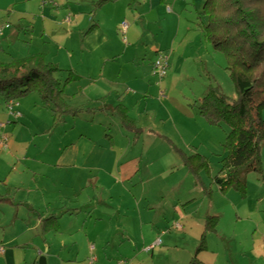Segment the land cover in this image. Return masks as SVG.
Wrapping results in <instances>:
<instances>
[{
	"label": "crops",
	"instance_id": "0c3cea01",
	"mask_svg": "<svg viewBox=\"0 0 264 264\" xmlns=\"http://www.w3.org/2000/svg\"><path fill=\"white\" fill-rule=\"evenodd\" d=\"M95 1H67V11L53 2L0 35L10 44L27 38L9 61L42 53L58 67L54 77L73 110L57 115L30 94L17 100L16 117L0 98V135L7 139L0 145V264H37L41 257L45 264H85L91 255L96 264H264L262 198L253 210L227 201L233 212L212 200L200 213L199 189L155 169L177 157L169 147L195 151L198 128L207 129L198 111L185 123L169 106L172 95L160 92L184 54L162 25L176 2L115 0L94 9ZM159 53L171 68L161 82L151 74ZM119 105L138 133L150 131L160 144L124 128ZM186 131L195 135L188 139ZM208 217L218 224L197 251Z\"/></svg>",
	"mask_w": 264,
	"mask_h": 264
},
{
	"label": "trees",
	"instance_id": "16d2710c",
	"mask_svg": "<svg viewBox=\"0 0 264 264\" xmlns=\"http://www.w3.org/2000/svg\"><path fill=\"white\" fill-rule=\"evenodd\" d=\"M115 0H96L94 9ZM131 4L134 0H128ZM200 15L206 18L202 37L215 51L223 54L226 70L236 89L229 99L216 87H210L199 100L200 116L210 125L229 127L223 143L217 175L210 178L221 194L232 189L246 194V176L261 175L260 150L264 143V0H205ZM59 71L42 53L9 62L0 61V98L5 103L37 94L43 106L62 115L73 110L63 98V88L54 75ZM121 125L135 131L134 122L122 105L115 108ZM182 164L197 183L200 173H210V161L199 153H185L172 146ZM202 184V183H201ZM4 200L0 197V201ZM217 217H208L197 251L205 248V235L215 232ZM189 264H201L196 258Z\"/></svg>",
	"mask_w": 264,
	"mask_h": 264
},
{
	"label": "rangeland",
	"instance_id": "374dc122",
	"mask_svg": "<svg viewBox=\"0 0 264 264\" xmlns=\"http://www.w3.org/2000/svg\"><path fill=\"white\" fill-rule=\"evenodd\" d=\"M67 1L75 3V5H73L74 7L77 5V2L81 4V0H77V2L75 0H0V27L7 24L10 31L13 29L16 30L18 24H20V22L22 23V16H26V19H28V17L33 18L35 15H41V10H43L45 5L48 11L53 2H56L61 10L67 11ZM167 1L170 3V0ZM171 1L176 2V7L173 8L170 5L172 10L168 12L172 13L173 16L167 18L162 25L164 26L166 37H170L169 39L175 37V43L181 45L180 53H184L183 58L174 66L175 70L170 77L168 88H166L161 81L168 76L167 72L169 73L171 68L169 71L167 68L165 76L161 79L153 74L152 68L151 74L158 82H161L160 92L167 91L172 95L169 106L174 107L178 114L182 113L183 121L190 124V122L194 120L191 115L192 111L197 113L199 100L206 94L210 87L218 88L220 92L229 99H235L237 94L235 86L226 70V61L223 54L215 51L213 47L205 41L202 37V31L197 26V23L204 21V18H198V12L201 6H203L204 0ZM58 7H54L55 10H59ZM23 24L25 25V23ZM2 36H0V61L8 62L10 60L9 54H19L22 50L21 41H25L27 38L24 39L22 36L19 41H14L10 44L1 41ZM129 43H131L130 40ZM181 108L183 109L182 111ZM198 115L200 116V114ZM261 115L264 119V109ZM200 118L202 117L200 116ZM203 120L205 121V119ZM142 122L144 123L146 120ZM147 122L151 124V120ZM206 124V130L194 125V127L199 130L196 133V141L191 147V149L193 147L196 149L192 153H199L207 157L210 161V173L201 172L199 175L202 184L200 182L197 183L194 176L182 164L177 154L178 158L176 157L171 160L162 159L158 164H155V169L161 167L166 170L169 182L182 181L184 183L182 188L187 187L189 184L190 187L199 189L196 199L197 205L201 209L199 210L200 213L205 209L208 202L212 200H215L216 206L220 208H229L228 206H224L227 205L228 201L230 203H236V205L240 202L246 203L249 208L253 210L254 205L257 203V199L262 198L261 204L264 207V143L260 150L261 175L259 176L255 173L247 174V189L245 196L242 197L232 189L228 190L225 194H221L217 187L211 184L210 178L217 175L219 171L220 159L224 155L223 143L229 131V127L225 123L210 125L206 122ZM142 135L151 141L157 140V144H160L158 137L150 131H140L138 136ZM184 135L186 138L191 139L195 134H189L188 131H186ZM169 149L173 151L172 147H169ZM191 149H189V151H192ZM187 150L188 149H186V151ZM213 193H215L214 198L212 196ZM194 203L196 204V202ZM257 204V207H261L260 202ZM230 212L233 211L230 209ZM228 218V213L226 211L225 220H229ZM122 255L124 254L122 253ZM39 259L40 258L36 261L37 264L39 263ZM81 264H83V262H81Z\"/></svg>",
	"mask_w": 264,
	"mask_h": 264
},
{
	"label": "built area",
	"instance_id": "2783aa9c",
	"mask_svg": "<svg viewBox=\"0 0 264 264\" xmlns=\"http://www.w3.org/2000/svg\"><path fill=\"white\" fill-rule=\"evenodd\" d=\"M8 27L9 26L7 24L0 27V35L2 34L3 30L5 28H8ZM126 28H127L126 23L125 22L122 23L121 24V31L123 34H124ZM151 68H152L153 74L155 76H157L159 79L163 78L165 76V73H166L167 68H168L167 58L161 53L157 54L155 60L153 61L152 65H151ZM18 105L19 104H18L17 100H10L9 102H7L5 104V107L9 113L13 111V113L16 117H20V115H21L20 112L18 110H14L15 108L18 107ZM6 141H7L6 137L0 135V145L5 146ZM176 227L179 228L178 225ZM93 248H94L93 245L90 246L91 251L93 250ZM2 252H3V248L0 247V254ZM86 264H96L95 257L93 255L89 256V258L86 261ZM116 264H129V261L126 259H119V260H117Z\"/></svg>",
	"mask_w": 264,
	"mask_h": 264
},
{
	"label": "water",
	"instance_id": "95a60500",
	"mask_svg": "<svg viewBox=\"0 0 264 264\" xmlns=\"http://www.w3.org/2000/svg\"><path fill=\"white\" fill-rule=\"evenodd\" d=\"M38 264H45V259L43 258V257H41L40 259H39V263Z\"/></svg>",
	"mask_w": 264,
	"mask_h": 264
}]
</instances>
